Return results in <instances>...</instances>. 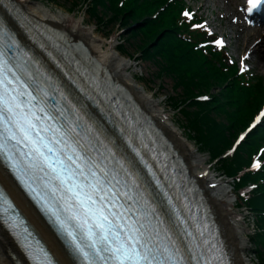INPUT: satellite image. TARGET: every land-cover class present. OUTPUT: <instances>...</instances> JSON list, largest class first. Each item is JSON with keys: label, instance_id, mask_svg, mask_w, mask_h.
<instances>
[{"label": "snow or ice", "instance_id": "snow-or-ice-1", "mask_svg": "<svg viewBox=\"0 0 264 264\" xmlns=\"http://www.w3.org/2000/svg\"><path fill=\"white\" fill-rule=\"evenodd\" d=\"M258 2L248 0V11ZM6 35L0 26V36ZM7 47L15 48L17 56L9 59L0 50V154L44 205L48 200L34 183L43 181L47 191L60 193L64 211L72 215H53L87 264H225L223 254L205 238L206 226L184 215L174 197L163 192L167 210L156 206L135 170L136 161L144 164L161 191L163 186L130 133L121 128L132 154L128 156L101 128L85 121L75 105L76 118L68 121L63 107L48 103L51 79L38 75V69L29 71L32 58L21 54L15 40ZM88 98L95 99L90 94ZM0 206L5 212L12 208L3 191ZM6 222L19 227L13 215ZM177 232L186 241L183 245L173 239ZM18 235L37 264H52L43 248L29 243L27 229Z\"/></svg>", "mask_w": 264, "mask_h": 264}, {"label": "trees", "instance_id": "trees-1", "mask_svg": "<svg viewBox=\"0 0 264 264\" xmlns=\"http://www.w3.org/2000/svg\"><path fill=\"white\" fill-rule=\"evenodd\" d=\"M80 5V11L99 25H118L124 30L136 42L141 60L155 66L156 77L171 81L170 106L185 121L199 150L210 159L218 158L221 173L232 177L236 187L255 185L240 206L251 214L256 257L264 264V167L236 180L250 153L264 144V121L231 157L219 158L251 117L263 85H240L234 76L236 66L227 68L220 53L197 47L202 38L181 20L182 0H80ZM208 60L217 61L227 72ZM201 95L210 98L198 101Z\"/></svg>", "mask_w": 264, "mask_h": 264}, {"label": "bare ground", "instance_id": "bare-ground-1", "mask_svg": "<svg viewBox=\"0 0 264 264\" xmlns=\"http://www.w3.org/2000/svg\"><path fill=\"white\" fill-rule=\"evenodd\" d=\"M226 1L230 3L233 10V4L240 0ZM17 11H20L35 23H42L57 29L70 42L80 41L87 49L84 50L83 47H80L83 54L86 56L87 52H89L92 58L105 69L106 74H109L115 83L125 87L133 100L144 111L145 117L152 121L159 132L160 139L165 144L170 143V147L173 144L175 151L187 163L188 169L195 177L203 196L209 204L215 222L220 228L233 264H251L246 254L248 249L247 242L242 235L244 230L240 226L238 215L231 209L233 204L231 205L230 201V191L228 192V188L222 183H218L219 181L214 173H211L209 169L202 170L205 159L197 153L196 148L187 140L178 125L167 116L158 104L159 101L154 98L155 94L147 92L145 86L137 81L135 75L128 72L130 61L117 52L116 46L112 42L104 43L96 35L95 28L85 25L83 19L77 20L70 15L54 12L50 7L37 2L34 3L33 0H0L2 17L17 31L21 38L26 40L25 42L33 45L35 49L37 48L44 59H47L46 53L35 46V44H31L28 34L25 33L18 20L15 19L14 15H16ZM263 14L264 7L261 16ZM243 29L247 31L242 41V50H250L246 60L249 61L254 57L257 68L264 72V50L261 47V42H264V26L259 25L255 28ZM30 35L33 34L30 32ZM84 81H86V78L83 79ZM65 82L68 83V81L64 80L61 85ZM91 110L101 120L103 125L111 130L112 124L107 122L106 114L97 113L93 108ZM114 135L116 136L115 133ZM0 185L9 193L15 205L20 209V212L27 219L34 232L46 244L57 263L75 264L53 231L49 229L48 225L26 200L1 164ZM3 227L0 222V264H28L21 249Z\"/></svg>", "mask_w": 264, "mask_h": 264}, {"label": "rangeland", "instance_id": "rangeland-1", "mask_svg": "<svg viewBox=\"0 0 264 264\" xmlns=\"http://www.w3.org/2000/svg\"><path fill=\"white\" fill-rule=\"evenodd\" d=\"M33 1L34 3L37 2L50 7L54 12L70 15L73 17V19H83L85 25L95 28L96 35L99 36L104 43H107L108 41L113 42V44L116 46V50L121 47L120 50L123 54L121 56L130 61L128 72L135 75L137 81L145 86L147 92L155 94L154 98L159 101L158 104L161 106V108L165 111L168 117H170L178 125V127L182 129L184 123L181 117L177 112L171 111L169 107L168 97L172 95L173 84L167 78L160 80L156 77L155 66L149 62L141 60L140 54H138L134 42L132 39L127 37L125 31H121L118 25L104 26L96 23L95 20L89 18L87 14L84 13V11H80V0ZM185 1L192 5L194 9L198 7L200 8L198 13L204 15L208 19V23L210 24L212 31L217 32L218 34H221L222 32L225 33L227 35L225 37L226 40L229 37L231 38L227 52L233 57L234 61L239 63L240 58L243 57V55L247 56L249 54L248 52H243L242 50V41L246 33L240 32V25L230 14L232 9L226 0ZM233 9L235 14H237V7L234 6ZM219 25L221 27H219ZM261 47H263L264 50V42H261ZM248 65H253V69L251 71H253L255 75L261 76L264 80V72L257 68L254 57L252 59V63H249ZM183 134L188 137V134L185 132ZM188 141L195 147V145L190 140ZM197 153L205 159V163L203 164L202 168H206V164L209 163L208 155L205 153H199L198 151ZM216 166V164H210V167H212L211 173L217 171ZM218 181L222 182L223 185L228 188V192L230 191V201L231 205L233 204L231 209L240 216V226L242 230H244L242 231V235L246 239L248 247L246 252L248 260L251 262V264H260L256 258L255 249L251 240L253 224L250 215H248L244 209L238 207V200L232 192L231 185L221 179Z\"/></svg>", "mask_w": 264, "mask_h": 264}]
</instances>
